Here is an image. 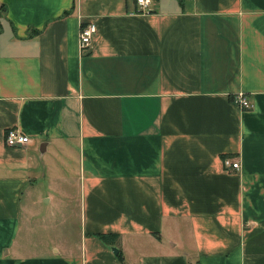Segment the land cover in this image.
<instances>
[{"label":"crops","instance_id":"obj_1","mask_svg":"<svg viewBox=\"0 0 264 264\" xmlns=\"http://www.w3.org/2000/svg\"><path fill=\"white\" fill-rule=\"evenodd\" d=\"M150 8L0 0V264H264V0Z\"/></svg>","mask_w":264,"mask_h":264},{"label":"built area","instance_id":"obj_2","mask_svg":"<svg viewBox=\"0 0 264 264\" xmlns=\"http://www.w3.org/2000/svg\"><path fill=\"white\" fill-rule=\"evenodd\" d=\"M152 0H137L138 10L145 12L151 10ZM97 30V26L94 22L88 21L84 22L81 25L80 32H79V41L80 46L82 50H86L92 46L93 43V37ZM235 101L240 103L241 105L245 107H251L253 106V103L251 102L249 96L243 92L240 91L234 95ZM30 140V136L23 132L19 127L13 126L7 129L5 134V142L9 145H16L20 143H25ZM225 164L227 166L238 168L240 166L239 161L237 160H231L230 158H225Z\"/></svg>","mask_w":264,"mask_h":264},{"label":"rangeland","instance_id":"obj_3","mask_svg":"<svg viewBox=\"0 0 264 264\" xmlns=\"http://www.w3.org/2000/svg\"><path fill=\"white\" fill-rule=\"evenodd\" d=\"M76 187V184H74V188ZM47 208H49V206L47 205ZM44 215H46V217H50V214H52V212L50 211V210H46L45 209V211H44V213H43ZM57 214H59V212H57ZM73 215H77V212H75V213H73ZM42 219H44V217H42ZM42 219H41V222H42ZM51 219V218H50ZM76 219V218H75ZM71 220H73V219H71ZM48 221V220H47ZM46 223H49V222H46ZM37 231H38V236H41V238H42V236L43 235H40V232H43L44 231V229H42V228H40V227H38L37 228ZM51 231H54V230H51ZM73 231H75V229H73ZM30 238H31V230H30ZM46 234V233H45ZM52 235H54L53 234V232H52ZM37 236V237H38ZM47 237H51L50 235H48Z\"/></svg>","mask_w":264,"mask_h":264},{"label":"trees","instance_id":"obj_4","mask_svg":"<svg viewBox=\"0 0 264 264\" xmlns=\"http://www.w3.org/2000/svg\"><path fill=\"white\" fill-rule=\"evenodd\" d=\"M117 234L115 233H110V232H103V233H99V236L101 238H103L106 241H110V239H112V237L116 236Z\"/></svg>","mask_w":264,"mask_h":264},{"label":"water","instance_id":"obj_5","mask_svg":"<svg viewBox=\"0 0 264 264\" xmlns=\"http://www.w3.org/2000/svg\"><path fill=\"white\" fill-rule=\"evenodd\" d=\"M41 149L43 150V147ZM115 250H117V249H115Z\"/></svg>","mask_w":264,"mask_h":264}]
</instances>
